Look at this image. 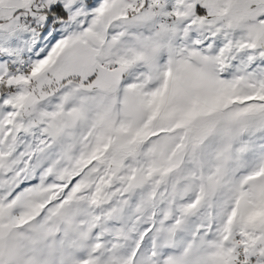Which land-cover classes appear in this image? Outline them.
Instances as JSON below:
<instances>
[{"label": "snow or ice", "instance_id": "obj_1", "mask_svg": "<svg viewBox=\"0 0 264 264\" xmlns=\"http://www.w3.org/2000/svg\"><path fill=\"white\" fill-rule=\"evenodd\" d=\"M0 264H264V0H0Z\"/></svg>", "mask_w": 264, "mask_h": 264}]
</instances>
